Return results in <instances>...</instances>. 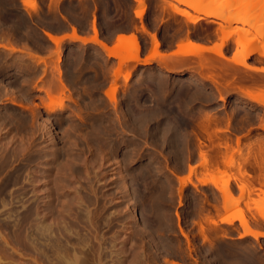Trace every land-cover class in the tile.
Segmentation results:
<instances>
[{
	"label": "rangeland",
	"instance_id": "374dc122",
	"mask_svg": "<svg viewBox=\"0 0 264 264\" xmlns=\"http://www.w3.org/2000/svg\"><path fill=\"white\" fill-rule=\"evenodd\" d=\"M141 1L0 0V166H4V169L0 167L4 170L0 172V259L3 260L0 264H51L49 259H56L58 250L52 253L54 250L45 240L39 246L30 241L34 237L31 236L32 228L44 218L50 222L47 224L44 219L45 224H52L53 229L58 226L63 230L67 225L73 231L67 238H73L75 245L69 244L71 239L64 242L65 249L62 248L65 251L62 248L63 252L59 250L63 255L72 254L75 247L78 249L75 252L80 253L82 248L87 249L92 244L94 247L91 248L97 251L98 247L99 251L103 249L99 248L102 241L107 259H110L112 251L113 260L116 253L124 252L127 264H264V237L240 238L243 231L240 222L236 220L233 225L220 222L227 215L242 217L250 228L264 233V219L261 217L264 212L263 178L260 184L255 183L249 177H240L236 168L230 170L222 164L210 171L197 167L200 157L195 134L200 129L196 126L199 127L207 116L218 118V124H213L210 132L215 128L222 130L217 133L213 145L227 142L236 148L239 137L245 157L248 154L246 145L257 139L264 143L262 105L243 99L241 94H232L222 102L209 80L200 82L195 79L199 73L205 78L208 74L212 75L200 66L202 61L216 60L217 56H189L179 62L181 72L169 73L153 65L138 68L130 60L121 63L124 59L107 55L99 45L63 42L58 48L45 35V32L61 34L70 24L74 25L76 35L77 31H89L91 27L94 30L95 27L98 39L107 44L120 31H134L130 35L132 40L120 43L117 48L122 55H131L134 52V37L140 46L141 58L148 48L146 34L142 33L144 28L155 35L159 53L184 40L194 42L193 39H203L213 42L214 46L228 40L222 47L224 55L242 59L241 44L247 45L252 37L245 36V29L253 32L256 25L263 27L264 19L254 18L253 23H258L253 24L254 27L234 22L220 28L218 23L224 24L222 20L206 18L173 0ZM219 1V5V2L215 4L217 7H213L214 2L211 6L217 9L220 5L225 6L221 4L225 2L226 7H230L222 8L226 14L236 9L248 15L247 9L253 12L254 9L264 8V0H241L243 2L240 3ZM172 4L184 10L189 19L201 17L202 20L193 25L185 16L176 14ZM141 11L144 15L140 19L137 14ZM249 26H252L250 30ZM237 27L240 35L235 34ZM234 28L237 29L235 35L231 33ZM240 29H244V34ZM259 41L263 47L264 39L261 37ZM3 45L17 51L5 49ZM36 57H42L41 61ZM256 57L252 54L248 63L264 67L263 60L256 61ZM57 62L60 69L56 67ZM164 63L171 65L169 61ZM58 71L62 73L58 74ZM129 73L131 76L125 82L124 78ZM247 74H241L248 81L246 84L264 95V83L261 85L264 74ZM60 76H65L63 80L68 81L66 87L69 88L63 94L58 89L62 81ZM48 91H53L50 96L52 102ZM107 91L114 93L115 103L110 101ZM48 103L54 106V112L45 109ZM179 116L186 122L182 118V123ZM180 122L183 126L177 125ZM227 128L228 131L224 132ZM181 134L184 136L181 137ZM200 137L199 140L205 144L202 150L208 151L212 143L209 144L205 135L202 139ZM219 149L224 155L225 148L222 146ZM253 152L250 154L263 163V151L259 153L256 146ZM12 153L15 157L9 155ZM236 160L239 161L240 156H236ZM28 161L32 163L29 165ZM189 166L197 167L190 176L196 187L188 183L183 188L181 198L184 204L180 206V183L176 176L188 177ZM247 173L257 178L264 175V169L253 171L248 168ZM201 179L211 182L201 185ZM60 184L68 185L69 189L61 187L64 191H56ZM239 185L252 188L251 194L242 197ZM227 186L234 203L231 208L225 209L226 199L217 187ZM64 192L65 195L69 193L66 197L69 195L70 200L75 198L73 204L63 195ZM76 194L83 201V207L80 205L78 208L74 204L79 199H76ZM228 199L231 200V197ZM68 206L77 210H67ZM62 207L68 213L73 211L69 213L71 216L63 213ZM43 208L47 213L43 212ZM26 212L30 214L26 215ZM21 222L27 223V226ZM61 223H64L63 226ZM67 223H71L70 226ZM19 225L23 227L24 235L22 229L19 231ZM200 226H203L202 229ZM18 234L25 236V241L31 244L26 245L28 243L19 239ZM28 234L29 238H26ZM76 237L83 239L79 246L80 239L77 238L78 241ZM84 238L88 242L90 240V244ZM16 241L20 244H15ZM39 247L43 253L38 252ZM108 251H111L110 254ZM109 259L107 264H110ZM111 264L115 263L111 261Z\"/></svg>",
	"mask_w": 264,
	"mask_h": 264
},
{
	"label": "bare ground",
	"instance_id": "6f19581e",
	"mask_svg": "<svg viewBox=\"0 0 264 264\" xmlns=\"http://www.w3.org/2000/svg\"><path fill=\"white\" fill-rule=\"evenodd\" d=\"M136 1H138V3L141 1V0H136ZM144 0H142L141 2H143ZM173 1H175L177 4H180V5H185V6H187V7H189V8H191L193 11H196V12H198V13H200V14H202L203 16H205L206 18H218V19H220V20H222V22L224 23V24H222V23H218V25H219V27L220 28H222V27H225V25L226 26H228V25H231L232 23H234V22H240V23H242V24H245V25H253V24H258V23H253L254 22V18H260V19H264V8H257L256 10L254 9V11L252 12H250L248 9H247V13H248V15H245V13H244V11H243V14H241L242 13V11L241 10H238V11H236V9L233 11V10H230V11H228L227 12V14L222 10V8L224 7H226V3L225 2H222L221 4H225V6L223 5V7H222V5H220V7L218 6V8L216 9V3L217 2H219L217 5H219L220 4V1L218 0V1H216V0H173ZM214 1H216V2H214ZM221 1H223V0H221ZM225 1V0H224ZM243 2V1H241V0H226V2H234V3H238V2ZM245 1H247V0H245ZM244 1V2H245ZM212 2H214V4L212 3ZM239 2V3H240ZM144 3V2H143ZM211 3H212V5H213V7L214 6H216L215 8H213L212 6H211ZM25 4L28 6V2L27 1H25ZM141 4V3H140ZM144 6V5H143ZM172 6L174 7V12L176 13V14H178V15H180V16H182V17H186L193 25L195 24H198L202 19H201V17H194V18H190L189 19V17H188V14L184 11V10H182V9H180V7H178V5H174V4H172ZM219 8H221V10L219 9ZM230 7H226V9H229ZM232 8V7H231ZM33 10H37V8L36 7H33L32 8ZM226 9H224V10H226ZM231 11H233V13H235V14H233V13H229V12H231ZM229 13V14H228ZM240 13V14H239ZM143 15H144V11H141V12H139L138 14H137V16H138V18H142L143 17ZM217 24V23H216ZM260 24V23H259ZM262 25H264L263 23H262ZM255 25H253V27H254ZM230 27V26H229ZM234 27V26H233ZM250 27L252 28V26H249V30H250ZM259 27H261V26H259ZM257 25L253 28V32L252 31H247V29H245V36H250V35H252V37L247 41V45H244V43L243 44H241V46H242V52H241V54L240 55H242V59H238V57H232V59L231 58H228L227 56H225L224 55V53H223V50H222V47L227 43V41L228 40H224V41H222L223 43L222 44H220V45H215V46H213V47H205V46H202V45H199V44H196V43H194V42H192V41H189L188 43H187V45H183V44H179V46H178V48H177V50H175V51H173L172 53H171V55H165L164 53H159L157 50H158V47H159V43H158V41H157V39H156V37H155V35L153 34V33H151L150 31H147V30H145L144 28H143V31H142V33H145L146 35H148V37L150 38V39H152L151 41L153 42V44H154V49H156V51L151 55V56H149L147 59H141L140 58V54H139V49H140V46H139V44H138V41L133 37V40L135 41V46H134V52L131 54V55H129V56H126V54L125 55H122V53H121V50H118V48L116 47V48H114V49H112V48H109L108 47V45L105 43V42H103L102 40H100V39H98V32H97V30H96V28L94 27V33H95V38L91 41V42H93V43H95L96 45H99V47L100 48H102L105 52H106V54L107 55H109V56H114V57H116V58H118L119 60H121V58L122 59H124V60H122V62L121 63H123V61H127V60H130V61H132V62H135L136 64L137 63H143V64H149V63H151V62H153V61H155V60H157V59H166V58H169V57H171V56H180V57H189V56H202V55H205V54H214V55H216L217 56V59L216 60H206L205 62L204 61H202V63H201V66H200V69H202L203 71H207V72H209V73H211L212 75L211 76H209V74H208V76L205 78L204 77V75L203 74H201V73H199L198 75V78H195L196 80H200V82H202V81H205V80H209V82H211V84H213V86H214V89H216V92H218L219 94H220V100L223 102V101H225L226 100V98L228 97V96H230V95H232V94H241L240 96L244 99V98H247V99H249L251 102L253 101V102H255V103H257V105H262L263 107H264V95H262V94H260V93H258V91L257 92H255V89L253 90V86L252 85H247L246 84V82H248L246 79H243L242 77H241V74L242 73H244V74H246V73H249V74H252V73H255V74H264V67H257V66H253V65H251L250 63H248V58L252 55V54H254V55H257V57L255 58L256 59V61H262L263 60V62H264V46L262 47V45L261 44H259V43H261L260 41H259V39L262 37L263 39H264V26L263 27H261V28H259ZM219 28V29H220ZM238 28V27H237ZM224 29V28H223ZM234 31H232L231 33L232 34H234V32H235V30H237V29H233ZM241 30V33H243L244 34V29L242 30V29H240ZM221 31H224V30H222L221 29ZM247 31V32H246ZM249 33V34H248ZM235 34H237V35H240V31H239V28H238V30L235 32ZM234 34V35H235ZM45 35L47 36V38L53 43V44H55L56 45V47H58L59 48V46L63 43V40H64V38L62 37V38H60V37H58L57 35H54V34H50V33H47V32H45ZM74 37H75V39L77 38V39H79V40H83V39H81L78 35H74ZM74 39V40H75ZM76 39V40H77ZM118 40H119V43H121V44H125V43H127V42H129V41H131L132 40V37L131 36H124V35H120V36H118V38H117ZM224 38H222V40H223ZM228 39V38H227ZM83 42L84 43H86V41H84L83 40ZM264 43V42H263ZM238 44L240 45V42H238ZM258 44H259V46H258ZM249 45V47H247ZM261 45V46H260ZM4 46V45H3ZM2 46V47H3ZM186 46H187V48H186ZM6 46H4L3 48H5ZM189 47V48H188ZM5 49H9L8 47H6ZM9 50H12V51H17V50H15L14 48H11L10 47V49ZM19 50V49H18ZM33 55V54H32ZM35 56H38V55H34L33 57H35ZM38 57H40V56H38ZM38 57H36V59H39L40 61H41V59H42V57H41V59L40 58H38ZM126 59V60H125ZM42 61H45V59L44 60H42ZM163 62V61H162ZM204 62V63H203ZM45 64H47L46 62H44ZM58 63V62H57ZM262 63V62H261ZM58 66V68L60 69V66H59V63L56 65V67ZM163 68L166 70V71H168L169 73L170 72H178L179 71V69L177 68V67H175V66H171V65H168L167 63L165 64L164 62H163ZM57 68V70H59ZM212 71H214L213 73H212ZM59 72V71H58ZM61 72V71H60ZM60 72L58 73V74H60ZM179 72H181V71H179ZM178 72V73H179ZM62 73V72H61ZM67 74V73H66ZM133 74V73H132ZM249 74H247V75H249ZM64 75H65V72H64ZM68 75V74H67ZM183 75V74H182ZM181 75V76H182ZM66 76V75H65ZM65 76H63V77H65ZM130 76H131V73H129V74H127L126 76H125V82L126 81H128L129 80V78H130ZM246 76V75H245ZM61 77V76H60ZM63 77H61L62 78V81L60 82L61 83V85H59L60 87H62V88H60V87H58V89L60 90V92H62V94H63V92L66 90V88H69V87H66V82H68V81H66V80H63ZM68 77V76H67ZM197 77V76H196ZM202 80V81H201ZM254 80H256V79H254ZM254 80H252V82L254 83ZM263 83H264V81L262 82V84L261 85H263ZM210 84V85H211ZM261 85H260V89L262 90L263 88H261ZM253 91H252V90ZM71 90V89H70ZM69 90V91H70ZM52 92L53 91H48L47 93H48V95H49V98H50V100H51V102H52V99H51V94H52ZM66 92V91H65ZM67 92H68V90H67ZM222 92H225V94L224 95H222ZM255 92V93H254ZM262 92V91H261ZM65 94V93H64ZM106 95L108 96V98L110 99V101H112L113 103H115V96H114V93L112 92V91H107L106 92ZM72 99V98H71ZM246 99V100H247ZM249 100H247V101H249ZM71 101H74V100H71ZM163 102V101H162ZM249 103V102H248ZM45 109L47 110V111H50V112H54V106H52L51 104H47V105H45ZM150 112V111H149ZM156 114V113H155ZM158 115V114H157ZM153 117V116H152ZM154 118V117H153ZM155 118H157V117H155ZM178 118H181L180 116L178 117ZM183 118V117H182ZM182 118H181V122H182ZM186 119V118H185ZM218 118H216V117H212V116H207V118H205L204 119V122H202L200 125H199V127L198 126H196V128L198 129H200V132L199 133H201V134H199V133H196V134H198L199 135V137H200V135H201V139H202V136H204L205 135V137H206V139L208 140V142H209V144L211 145V143H212V145L209 147L208 146V148H210L208 151H203L202 150V148L204 147V145L205 144H203L202 142H201V140H199V137L195 134V138H197V140L199 141V157H200V162H199V164H198V166L197 167H201L202 169H204V170H211V168H214V169H217V168H219V166L221 165V166H226V167H228L229 169L230 168H234L233 170H235V168L237 169V171L239 172H237V174H239V176L240 177H249L250 178V180L251 179H253L252 181L253 182H259V184L261 183L260 182V179H262L263 178V180H264V175H262V176H257V178L256 177H254V176H252V175H250V174H248V173H250L249 171H248V173H247V170H248V168H252L253 169V171L257 168L258 170H260V171H262V169H264V158H263V163H260V162H258V160H257V158L255 157V155L253 156V155H251L250 153H252L253 151H254V149H255V147L257 146V150H258V152L260 153V151H263V155H264V143L262 144V141L260 140V139H257L254 143H251V144H248V146L246 145V149L248 148V154H246L247 156H245V157H243V154L245 153H243L242 152V147L240 146V138L238 137V139H237V147L236 148H234V147H232L233 145L231 144V145H229L227 142L224 144V145H222V144H218V145H213L214 144V139L215 138H217L218 136H217V133L218 132H220V131H222V130H218V128H217V130H216V128H215V131L213 132H210L209 130H210V127L214 124V125H216V124H218V120H217ZM230 119V118H229ZM229 119H227L228 120V122H230L229 121ZM183 121H185L184 120V118H183ZM192 121V120H191ZM177 123V125H182L183 126V124L182 123H184V122H182V123ZM186 122V121H185ZM188 123V122H187ZM3 125V124H2ZM92 125V124H91ZM180 125V126H181ZM188 126V125H187ZM230 126V125H229ZM176 128V127H175ZM185 129H186V127H185ZM173 130V129H172ZM177 130V129H176ZM1 131V130H0ZM170 131V130H169ZM186 131V130H185ZM228 131V128H227V130H225L224 132H227ZM198 132V131H197ZM2 133V132H1ZM180 133V132H179ZM193 133H195V132H193ZM102 135V134H101ZM1 136V135H0ZM4 136V135H3ZM107 136V135H106ZM182 136H184V135H182L181 134V137ZM4 139H5V137H4ZM182 140V139H181ZM204 140V139H203ZM208 144V145H209ZM5 146H6V144H5ZM9 146V145H8ZM224 147L225 148V150H226V152L224 153V155H223V153H221V151H220V147ZM2 147V146H1ZM207 147V146H206ZM6 148H7V146H6ZM207 148V149H208ZM263 149V150H262ZM205 150V149H204ZM253 150V151H252ZM6 151H7V149H6ZM252 151V152H251ZM10 152V151H9ZM9 152H7V153H9ZM170 152V151H169ZM6 153V154H7ZM254 153V152H253ZM252 153V154H253ZM13 154H15V153H12V154H9V155H13ZM16 154H17V152H16ZM19 154V153H18ZM17 154V155H18ZM178 154V153H177ZM256 154V153H255ZM245 155V154H244ZM1 156V155H0ZM14 156V155H13ZM13 156H11V157H13ZM19 156V155H18ZM21 156V155H20ZM236 156H240V160H241V158H242V160L240 161H237L236 160ZM15 157V156H14ZM33 157V156H32ZM6 158V157H5ZM8 158V157H7ZM20 158V157H19ZM179 158V157H178ZM30 159V158H29ZM177 159V158H176ZM239 159V158H238ZM32 160V159H31ZM36 160V159H35ZM34 160V161H35ZM2 161H3V159H2ZM7 161H9V160H7ZM1 162V161H0ZM30 161H28V163H29ZM4 163H5V159H4ZM31 163H32V161H31ZM31 163H29V165L31 164ZM6 164V163H5ZM8 164H10V162L8 163ZM9 166V165H8ZM24 166V165H23ZM223 166V167H224ZM1 167V166H0ZM3 167V169H4V166H2ZM1 167V168H2ZM197 167H194V166H189V174H188V177H180V176H176L177 177V179H178V182L180 183V187H179V191H180V206L181 205H183L184 203H183V199L181 198V193H182V190H183V188L188 184V183H191V185H193V187H196L192 182H191V179H190V176H191V174L192 173H194L195 171H196V168ZM12 168V167H11ZM227 168V169H228ZM13 169V168H12ZM231 170V169H230ZM3 172L4 170H0V172ZM8 171H9V169H8ZM17 171H19V169L17 170ZM20 171H21V169H20ZM251 171V170H250ZM1 172V173H2ZM23 172V171H22ZM5 173V172H4ZM151 173V172H150ZM12 174V173H11ZM19 174V173H18ZM24 174V173H23ZM16 176V175H15ZM18 176V175H17ZM16 176V177H17ZM21 176V175H20ZM20 176H18V177H20ZM149 176V175H148ZM6 178V177H5ZM4 178V179H5ZM8 178V177H7ZM2 179V178H1ZM12 179V178H11ZM246 179V178H245ZM6 180V179H5ZM16 180H17V178H16ZM19 180V179H18ZM10 181V180H9ZM21 181V180H20ZM63 181V180H62ZM247 181H248V179H247ZM7 182L8 181H6V184H7ZM32 182V181H31ZM61 182V181H60ZM199 182H200V184L201 185H207L209 182H211V180H208V179H201V180H199ZM213 182V181H212ZM11 183V182H10ZM62 183V182H61ZM64 183V182H63ZM3 184H5V183H3ZM2 184V185H3ZM17 184H19V181H18V183ZM90 184V183H89ZM251 184V183H250ZM16 184L14 183V186H15ZM262 185V184H261ZM5 186H7V185H5ZM10 186V185H9ZM66 186H68V185H61L60 184V186H59V188H58V190L57 189H55L56 191H59V189L62 187L63 189L66 187ZM253 186V185H252ZM3 187H4V185H3ZM55 187H56V184H55ZM93 187V186H92ZM95 187V186H94ZM239 187V191H240V195L243 197V196H246V195H250L251 194V190H252V188H251V190H250V188L247 186H238ZM67 188V187H66ZM76 188V187H75ZM253 188H254V186H253ZM67 189H69V187L67 188ZM92 189V188H91ZM217 189L221 192V194L224 196V198L223 199H226L224 202H225V209H227V208H229L233 203H234V201H232L233 199H232V194H231V191H230V189L228 188V186L227 187H225V188H219V187H217ZM60 190H62V189H60ZM66 190V189H65ZM73 190V189H72ZM80 190V189H79ZM254 190V189H253ZM1 191V190H0ZM62 191H64V190H62ZM77 191H78V189H77ZM94 191V190H93ZM2 192V191H1ZM79 192V191H78ZM95 193H96V191H94ZM6 193V192H5ZM4 193V194H5ZM8 193V192H7ZM63 193V192H62ZM74 193V192H73ZM77 193V192H76ZM21 194V193H20ZM53 194H54V192H53ZM52 194V195H53ZM67 194H69V193H67ZM67 194L65 195V192H64V194L63 195H65V197L67 196ZM62 195V194H61ZM73 195V194H72ZM75 195V194H74ZM78 195H79V193H78ZM80 195H81V192H80ZM54 196V195H53ZM52 196V197H53ZM76 196H77V194H76ZM2 197V196H1ZM49 197H51V196H48V198ZM52 197H51V199H52ZM64 196H63V198H65ZM81 197V196H80ZM228 197H231V200L230 199H228ZM56 198V197H55ZM66 198H68L69 200L71 199V198H69V195H68V197H66ZM65 198V199H66ZM79 198V196H77V198L76 199H78ZM86 198V197H85ZM88 198V197H87ZM86 198V199H87ZM54 199V198H53ZM68 199H66V201H69ZM75 199V198H74ZM74 199L73 200H70V203L71 204H73V201H74ZM80 199L81 198H79L78 199V201H77V203H75L74 202V204H76V206L79 208L80 207V205L82 206V202L80 201ZM55 200V199H54ZM53 200V201H54ZM52 201V202H53ZM72 201V202H71ZM87 201H89V199L87 200ZM237 202V201H236ZM239 202V201H238ZM7 203V202H6ZM45 203V202H44ZM48 203V202H47ZM60 203H63V201H61ZM65 203V202H64ZM40 204V203H39ZM46 204V203H45ZM52 204H54V202L52 203ZM84 204H85V202H84ZM88 204V202H86V205ZM9 205V204H8ZM11 205V204H10ZM61 205H63V204H61ZM67 205H69L68 204V202H67ZM31 206V205H30ZM40 207H42L41 205H39ZM45 206V205H44ZM66 206V205H65ZM64 207V206H63ZM62 207V209L64 210L65 208H63ZM71 207V206H70ZM74 207V206H73ZM83 207V206H82ZM81 207V208H82ZM216 207V206H215ZM32 208H33V206H32ZM45 208H46V206H45ZM48 209H46V210H48L49 211V207H47ZM68 208H69V206H68ZM67 208V210H73V209H71V208H69L68 209ZM80 208V209H81ZM231 208V207H230ZM36 210H37V208H35ZM41 208H39V210H40ZM62 209H60V210H62ZM76 210H77V208H75ZM88 209H89V207H88ZM223 209H224V207H223ZM28 210V209H27ZM35 210V211H36ZM42 210V209H41ZM43 210H44V208H43ZM60 210L58 211V212H60ZM63 210H62V212H63ZM65 211L64 210V212L63 213H65V212H67L68 213V211ZM83 210H84V208H83ZM26 211V210H25ZM55 211V210H54ZM81 211V210H80ZM38 214L40 213V212H38V210L36 211ZM43 212H45V210L43 211ZM50 212H52V211H50ZM71 212H73V211H70L69 213H71ZM87 212H89V211H87ZM45 213H47V212H45ZM43 214V217L44 216H46L47 214ZM68 213V215H70ZM79 213V212H78ZM78 213H77V215H78ZM10 214V213H9ZM12 214V213H11ZM18 214V213H17ZM26 215L27 214H30V213H25ZM49 214V213H48ZM59 214V213H58ZM61 214V213H60ZM76 214V213H75ZM83 214V213H82ZM81 214V215H82ZM85 215H86V213H84ZM89 214V213H88ZM87 214V218H89V215ZM13 215V214H12ZM19 215H21V214H19ZM25 215V216H26ZM50 215V214H49ZM57 214H55V216H56ZM61 215H63V214H61ZM61 215H59V216H61ZM85 215H83V217L85 216ZM91 215V214H90ZM8 216H10V215H8ZM14 216V215H13ZM13 216H11V218H13ZM18 216V215H17ZM42 216V215H41ZM58 216V215H57ZM65 215H63L62 217H64ZM71 216V215H70ZM76 216V215H75ZM78 216H80V215H78ZM29 217H30V215H29ZM47 217V216H46ZM261 217H262V219H264V212L261 214ZM10 218V217H9ZM17 218V217H16ZM22 218H23V216H22ZM48 218V217H47ZM51 218H54L53 216H51ZM50 218V219H51ZM56 218V217H55ZM54 218V219H55ZM15 219V218H14ZM20 218H17V220H19ZM45 219V218H44ZM44 219H42V221H40V222H38V223H36V225L32 228V230H31V236L33 235L34 237L30 240L33 244H35L36 246H39L40 245V243H41V241L42 240H45L46 242L45 243H47V245H50L51 246V250H54L52 253H54L55 251L57 252V250H58V254H57V256H55L56 257V259L53 261V259H52V261L49 259V261H48V263L50 262L51 264H107L106 263V261L109 259H107L106 258V254H104L103 253V249H104V247L103 246H101L102 245V241H101V245L100 244H98V245H100L99 246V248L100 247H102L103 249H101L100 248V250L98 251V247L97 246H95V247H97L96 248V250L97 251H94V249H92L93 247H92V245H94V244H92L91 246L89 245V248H85L84 250H83V248H82V250L80 251V253L79 252H75V251H77L78 249H77V247H75L76 249H73L72 251H74L72 254H68V253H64V255L62 254V252H63V250L65 249L64 247V242H66V241H70V236L67 238V235L69 234L70 235V232H72L73 233V231L71 230V228L69 229L68 227H66L67 225H65V227H63V230H61L58 226L55 228V229H53V226H52V224L51 225H46L45 224V221H43ZM79 219V218H78ZM245 219V218H244ZM242 217L240 218H235V217H233V216H230V215H227V216H225V217H223L221 220H220V222L221 223H224V224H229V225H233V223L237 220L238 222H240V226H241V228H242V233H241V235L239 236L240 238H244V237H253L254 239H259V238H261V237H264V233L263 232H259V231H256V230H253L252 228H250V226L248 225V223L244 220ZM10 220V219H9ZM16 220V219H15ZM46 220V219H45ZM49 220V219H48ZM29 221H30V219H29ZM47 221V220H46ZM206 221V220H205ZM204 221V222H205ZM20 222V221H19ZM28 222V221H27ZM36 222H37V220H36ZM207 222V221H206ZM25 222H21V224H24ZM47 224L48 223H50V222H46ZM192 223H194V222H192ZM196 223V222H195ZM209 223V222H208ZM8 224H10V223H8ZM63 224L64 223H61V225L63 226ZM65 224H66V222H65ZM68 224V223H67ZM71 224V223H70ZM70 224H68L69 226H70ZM82 224V223H81ZM190 224V223H189ZM198 224V223H197ZM212 224H214V225H217V223L216 222H213ZM18 225V224H17ZM24 225H26L27 226V223H25ZM209 225V224H208ZM14 226V225H13ZM16 226V225H15ZM29 226V225H28ZM17 227V226H16ZM25 227V226H24ZM201 227V226H200ZM203 227V226H202ZM202 227H201V229H202ZM211 227V226H210ZM209 227V228H210ZM14 228V227H13ZM23 227L21 226V228H20V225H19V231H20V229H22ZM206 228V227H205ZM204 228V229H205ZM27 229V228H26ZM30 229V228H29ZM73 229V228H72ZM76 229V228H75ZM213 229V228H212ZM24 230H25V228H24ZM28 230V229H27ZM74 230V229H73ZM77 230V229H76ZM76 230H74V231H76ZM30 231V230H29ZM22 232H23V235H24V231H23V229H22ZM214 232V231H213ZM71 233V235L74 237L75 235L74 234H72ZM183 233V232H182ZM200 233H201V235L203 236V230H201L200 231ZM210 233V232H209ZM17 234V233H16ZM20 234V233H19ZM18 234V235H19ZM17 235V236H18ZM21 235V234H20ZM19 235V239H24L23 237H25V236H23V237H21ZM184 235V234H183ZM200 235V236H201ZM186 236V235H185ZM201 236V237H202ZM29 238V234L26 236V238ZM64 238V239H63ZM77 238H79L80 239V237H76V239ZM88 238V237H87ZM187 238V237H186ZM203 238H205V236L203 237ZM213 238V237H212ZM84 239H86V238H84ZM89 239V238H88ZM88 239H86L85 241L88 243V244H90V240H89V242H88ZM96 239V238H95ZM94 239V240H95ZM214 239V238H213ZM27 240V239H26ZM78 240V239H77ZM83 239H80V241L78 242V246L80 245V243L81 242H83L82 241ZM187 240H188V238H187ZM206 240V239H205ZM23 241H25V239L23 240ZM29 241V242H30ZM84 241V243H86ZM6 242L8 243V241H7V238H6ZM17 242V241H16ZM15 242V244H18V242L16 243ZM28 243V244H26V245H30L29 244V242H28V240L27 241H25L24 243ZM67 242V243H68ZM70 242H72V243H69V244H73V242H75L74 240H73V238L71 239V241ZM77 242V241H76ZM97 242V241H96ZM96 242H94V243H96ZM188 242H190L189 240H188ZM207 242V241H206ZM92 243V242H91ZM99 243H100V241H99ZM19 244H20V242H19ZM18 244V245H19ZM88 244L86 245V247L88 246ZM4 245V244H3ZM6 245V244H5ZM11 245V244H10ZM34 245V246H35ZM75 245V243L73 244V246ZM82 245H84L83 243H82ZM97 245V244H96ZM104 245V244H103ZM211 245L213 246V243H211ZM31 246H33V245H31ZM72 246V245H71ZM77 246V245H76ZM106 246V245H105ZM112 246V245H111ZM49 247V246H48ZM64 249H63V248ZM80 247H82V246H80ZM84 247V246H83ZM92 247V248H91ZM113 247V246H112ZM40 248V247H39ZM39 248H38V252L40 253V252H42L43 253V251H41V248H40V250H39ZM50 248V247H49ZM63 250H62V249ZM79 248V247H78ZM111 248V247H110ZM36 249H37V247H36ZM62 250V252H59V250ZM72 249V248H71ZM81 249V248H80ZM108 249V248H107ZM50 250V249H49ZM105 251H106V247H105V249H104ZM36 251V250H35ZM46 250H44V253H46L45 255H46V258H47V252H45ZM65 251V250H64ZM112 251V250H111ZM111 251H108L109 253L108 254H110V252ZM24 252V251H23ZM50 253V252H49ZM61 253V254H60ZM79 253V254H78ZM127 253V252H126ZM137 253V252H136ZM221 253V252H220ZM51 254V253H50ZM49 254V255H50ZM124 252H119V253H116V259H111L112 258V256L114 255V253H113V251L111 252V257H110V264H111V261H113V263H115V264H125L126 263V261L124 260L126 257L124 256ZM52 255V254H51ZM54 255V254H53ZM129 255V254H128ZM40 256L42 257V258H44V256H42V254H40ZM54 257V256H53ZM52 257V258H53ZM125 257V258H124ZM45 258V259H46ZM128 258V257H127ZM136 258V257H135ZM15 259V258H14ZM48 259H46V260H48ZM1 260L2 259H0V263H1ZM42 260H44V259H42ZM45 260V261H46ZM128 260V259H127ZM131 260H132V258H131ZM3 261V260H2ZM15 261V260H14ZM125 262V263H124ZM128 262V261H127ZM13 263H15V262H13ZM46 263V262H45ZM4 264V263H3ZM8 264V263H7ZM16 264V263H15ZM127 264V263H126ZM171 264H176V263H172L171 262Z\"/></svg>",
	"mask_w": 264,
	"mask_h": 264
},
{
	"label": "crops",
	"instance_id": "0c3cea01",
	"mask_svg": "<svg viewBox=\"0 0 264 264\" xmlns=\"http://www.w3.org/2000/svg\"><path fill=\"white\" fill-rule=\"evenodd\" d=\"M132 33H134V31H120L119 33L116 34V36L114 37L113 40L111 41H108L107 42V45L109 48H116L118 47V45L120 44L119 43V40L117 39L119 35H124V36H130ZM59 35V36H58ZM57 36L60 37V38H64L63 42L64 43H76V44H79V45H96L95 43L91 42L94 38H95V33H94V30H93V27L90 28L89 31H77V35L83 39L84 41H86V43L83 42V40H79V39H75L74 37V25L73 24H70L69 28L61 33V34H58ZM145 38L147 39V42H148V48L147 50L141 55V59L145 60L147 59L149 56H151L154 52H155V49H154V44L153 42L151 41L152 39H150L148 37V35L145 36ZM75 39V40H74ZM194 43L196 44H199V45H202V46H205V47H213L214 44L213 42H209V41H205L203 39H193ZM188 43V40H184L183 42H180V43H176L173 47H169L168 49H164L163 50V53L165 55H171V53L175 50H177L179 44H183V45H187ZM187 48V46H186ZM189 48V47H188ZM188 57H176V56H171L169 58H166V59H157L149 64H143V63H135V62H132L131 64L138 67V68H145V67H148V66H157L159 68H163V62L165 61H169L171 66H176L178 69H180L179 67V62L182 61V60H185L187 59ZM193 58V57H192ZM190 59V58H189ZM118 61V60H117ZM163 61V62H162Z\"/></svg>",
	"mask_w": 264,
	"mask_h": 264
}]
</instances>
